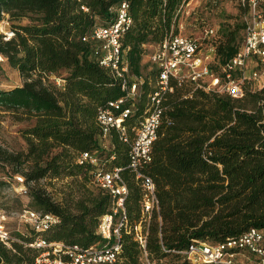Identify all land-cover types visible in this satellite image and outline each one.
I'll return each instance as SVG.
<instances>
[{
	"label": "trees",
	"instance_id": "1",
	"mask_svg": "<svg viewBox=\"0 0 264 264\" xmlns=\"http://www.w3.org/2000/svg\"><path fill=\"white\" fill-rule=\"evenodd\" d=\"M119 1L0 0V22L9 21L14 32L6 39L0 30V54L24 78L21 85L0 89V113L28 123L21 129L26 148L14 151L0 143V164L12 176L24 177L37 211L57 219L45 231L30 225L32 234H17L10 245L0 241V264H36L47 250L52 260L73 264L74 246L88 249L107 242L98 226L102 215L112 212L114 200L96 181L100 166L82 159L85 152L97 157L107 152L102 165L122 167L129 187L128 224L121 228L122 248L110 264H191L180 251L196 239L220 242L264 228V87L252 90L249 77L241 97L205 90L191 79L180 83L170 78L173 89L163 95L152 160L142 167L156 184L159 204L151 213L145 211L141 179L129 167L130 145L116 130L104 137L98 122L99 109L124 90L100 64L90 34L95 25L113 19ZM188 2H129L132 24L121 36L122 49L131 73L145 78L130 127L141 121L156 89L149 84L150 78L155 84L158 79L154 63L144 76L147 46L156 49L178 32L181 8ZM242 27L224 26L213 40L215 57L209 67L221 81L224 67L242 47ZM241 74L233 71L237 79ZM66 178L71 181L59 200L42 183ZM138 225L145 247L137 238ZM39 238L63 248L53 253L52 247L32 246Z\"/></svg>",
	"mask_w": 264,
	"mask_h": 264
},
{
	"label": "built area",
	"instance_id": "2",
	"mask_svg": "<svg viewBox=\"0 0 264 264\" xmlns=\"http://www.w3.org/2000/svg\"><path fill=\"white\" fill-rule=\"evenodd\" d=\"M129 2L130 0H120L117 7L113 9V19L106 24L95 25L90 34V38L97 42L95 54L100 64L108 69L114 78L120 80L124 90L122 96L109 101L107 105L99 109L98 122L104 137L116 130L120 139L130 145L129 167L141 179L144 209L147 213H151L159 204L156 184L153 178L142 170V167L152 160L153 143L158 136L162 121L163 95L173 89L169 83L170 78L175 77L180 83L185 79H191L205 90H211L223 83L231 96H243L242 83L247 77L246 67L251 62L256 65L249 75L251 80L264 75V0H249L253 17L250 22H247L242 47L224 67L226 75L223 82L212 73L209 67L210 59L215 54L214 47L210 48L213 54L209 52L205 56L201 51L202 43L199 39L180 33H170L166 36L150 56L151 62L158 69L156 89L149 94L148 108L141 121L132 127L128 125V119L136 111L137 100L141 97L139 88L144 81L142 77L131 73L122 49L121 36L132 24ZM188 4L189 2L185 5ZM2 32L6 39L14 35L12 30ZM206 32L212 35L214 29H207ZM83 39L87 40V37ZM3 59L4 57L0 54V61ZM236 70L242 72L238 79L233 75V71ZM58 82L62 84L61 79H58ZM130 128L133 133H130ZM82 159H90L95 164L98 162V157L90 152L83 153ZM122 170L123 168L118 166L107 168L100 165L95 175L96 181L103 189L109 191L114 200L112 212L102 215L98 226V233L107 242L102 247L88 249L74 246L70 249L73 264L99 262L110 264L117 260L122 248L121 228L128 224L125 201L129 194V187L121 175ZM16 177L20 182H24L23 176ZM21 190L26 189L22 187ZM20 218L38 231L47 230L57 221L51 214H43L32 209L24 210ZM8 220L9 214L0 207V241L10 245L15 237L8 230ZM136 229L137 238L145 247L146 238L141 225H138ZM31 245L52 247L53 253H58L63 248L62 244H53L44 238L37 239ZM50 251L43 252L37 258L36 264H41L44 258L49 260ZM180 252L194 264H264V228H250L239 236L228 237L220 242L196 239ZM147 264L151 263L148 261Z\"/></svg>",
	"mask_w": 264,
	"mask_h": 264
},
{
	"label": "rangeland",
	"instance_id": "3",
	"mask_svg": "<svg viewBox=\"0 0 264 264\" xmlns=\"http://www.w3.org/2000/svg\"><path fill=\"white\" fill-rule=\"evenodd\" d=\"M263 9V7H262ZM253 17V11L250 8L248 0H190L188 5L182 9L179 15L177 27L178 32L183 35L192 36L202 43V53L206 56L207 53H212L210 49L213 40L216 36L221 34V29L225 26L234 27L242 25L247 26V22H250ZM23 23H27V20H23ZM11 23L7 20L0 22L1 31L11 30ZM214 29V34H207V29ZM246 36V30L241 29L239 34L240 44H243ZM155 46H147V54L143 58V64L145 65L144 76H148L152 69V63L150 60L151 54L154 52ZM214 56L210 59L213 61ZM253 61V60H252ZM256 67L254 63H250L246 67V76L252 73V69ZM145 81V78H142ZM24 82V78L20 74L19 70L10 64L8 59L4 58L0 61V89H8L17 85H21ZM223 82V81H222ZM59 83V82H58ZM151 87L155 85L152 78L149 79ZM264 87V75H260L258 79H253L251 84L252 90H257ZM142 93V86L139 88ZM219 93L227 94L224 84L221 83L216 87ZM28 123L16 122L12 119L10 114L0 113V143L9 148L10 150H21L26 148V142L24 141L21 133V129L27 126ZM107 148L109 142L106 141ZM107 156V152L98 158V162L95 165H102L103 158ZM16 176H22L21 174L13 175L9 172L8 168H4L0 164V207H2L8 214V230L12 236L25 233L32 234L30 224L24 222L20 218V214L26 209L36 210L37 208L31 205V197L28 194V186L24 182H20ZM70 182V178L64 180H53V185H49V180H43V184H48V191L56 198L61 199L63 193L68 189L66 186ZM72 183V182H71ZM24 187L26 190H21ZM45 259V258H44ZM41 264H63L59 259L44 260ZM106 264V263H96ZM194 264V263H191Z\"/></svg>",
	"mask_w": 264,
	"mask_h": 264
}]
</instances>
